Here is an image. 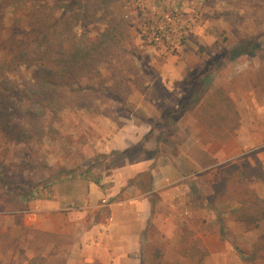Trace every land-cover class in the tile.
Masks as SVG:
<instances>
[{
    "label": "rangeland",
    "instance_id": "rangeland-1",
    "mask_svg": "<svg viewBox=\"0 0 264 264\" xmlns=\"http://www.w3.org/2000/svg\"><path fill=\"white\" fill-rule=\"evenodd\" d=\"M119 1L124 4L127 20L123 45L109 64L99 67L100 76L83 79L82 83L123 91L127 95V107L132 108L133 113H115L112 103L99 105L97 111L66 108L56 115L46 111L42 115V135L21 144L0 130V179L16 190L10 191L0 180V264L33 261L85 264L84 242L89 233L94 234L97 225L106 223L108 218L110 208L103 205L148 196L152 216L141 232L140 264H264V222L252 227L237 222L234 215L239 202L231 196L225 198L244 184L264 197V142L243 145L238 158L220 164L213 162L212 169L187 171L180 181L169 178L161 196L153 192L154 188L151 193L134 188L123 193L117 202H111L110 196L107 202L100 200L98 208L89 204L85 207L75 199L81 190L76 183H91L80 178L81 173L92 168L94 177L105 176L110 186L112 176L107 177L111 174L107 163L114 158H109L111 153L135 146L160 125V107L155 100L160 99L165 89L159 82H166V87L173 92H181L186 86L176 85V82L201 70L206 62L231 49L240 39L254 36L261 38L263 47L259 51L252 49L249 55L227 59L206 83L209 92L222 90L234 104L239 114L236 131L241 138H248V132L262 133L264 138L262 0ZM174 8L177 9L178 33L171 41L154 43L158 25L173 15ZM0 15H3L0 22L2 65L12 60L6 53L4 41L12 25L13 8L0 7ZM86 28L94 40L104 25L100 22ZM81 32L84 31L79 28V34ZM23 71L27 76L31 73ZM108 111L110 115L103 114ZM199 118L196 113H190L171 124L157 146V159L153 161L157 164L155 173L159 167L176 173V159L186 149L208 167L210 162L205 154L193 143L186 145L192 134L203 136L198 123L204 125V122ZM235 132L228 139L219 140L227 142ZM224 133L221 132L222 137ZM213 136L214 133L207 130L209 139L218 140ZM147 142L146 147L150 149L157 145L152 140ZM147 160L145 154L138 152L131 162L134 164L126 160L120 172L128 174L132 167L143 171L152 163ZM69 171H74L78 177L58 182ZM238 171L245 174L243 182ZM137 179L145 185L150 183L146 176ZM67 183L74 185L64 189V194L74 199L63 206L67 221L57 219L52 212L55 227L64 231L46 232L42 225L30 224V216L37 219L38 224L48 219V208L44 207L46 199L53 204L61 194L59 185ZM215 187L224 192L217 199L213 196ZM30 189L37 190L38 198L22 201L18 191ZM116 192L117 188L111 195ZM32 211L36 212L35 216L30 214ZM92 264L104 262L98 260Z\"/></svg>",
    "mask_w": 264,
    "mask_h": 264
},
{
    "label": "trees",
    "instance_id": "trees-1",
    "mask_svg": "<svg viewBox=\"0 0 264 264\" xmlns=\"http://www.w3.org/2000/svg\"><path fill=\"white\" fill-rule=\"evenodd\" d=\"M0 7L13 8L12 25L4 41L6 53L12 60L0 65V130L11 140L21 144L40 137L43 132L42 115L46 111L53 115L66 108L97 111L99 105L112 103L115 113H133V109L127 107V95L123 91L82 83L83 79L100 76L99 67L109 64L123 45L127 20L121 1L0 0ZM2 20L3 15H0V22ZM100 22L104 29L93 40L85 29ZM79 28L84 32L79 34ZM260 39L258 36L240 39L231 49L206 62L201 70H195L188 78L176 82V85L181 83L183 87L186 86L180 89L181 92H173L166 87V82H159L165 89L160 99L155 100L160 107L159 127L135 146L123 152L111 153L109 158H114L107 163V170L111 174L106 175L112 176L110 186L105 182V176L100 174L94 177L92 168L81 173L80 178L91 181L102 192L110 194L111 202H117L123 193L134 188L151 193L156 176L157 164L153 161L157 159L158 143L171 124L180 121L186 114L196 113L200 116V121L204 122L208 131L214 133L215 139H228L238 129L239 114L222 90L209 92L206 81L224 66L227 59L249 55L252 49L259 51L263 47ZM23 69L30 71V75L27 76ZM110 111L103 114L108 116ZM221 132H225L223 137ZM149 140L157 144L154 149L146 147ZM138 152L145 154L147 161L152 163L143 171L132 167L130 173H121L126 160L131 163ZM238 172L243 182L245 174ZM144 176L150 179L147 185L136 180ZM77 177L74 171H69L58 182ZM1 182L10 191H16L3 179ZM115 188L118 193L112 196ZM221 193H224L221 188L215 187L214 198L221 197ZM18 195L22 201L29 202L38 198L39 194L37 190L30 189L18 191ZM230 196L240 205L234 215L237 222L247 227L264 222V197L258 196L246 184L225 198ZM30 264L41 263L33 261Z\"/></svg>",
    "mask_w": 264,
    "mask_h": 264
},
{
    "label": "crops",
    "instance_id": "crops-1",
    "mask_svg": "<svg viewBox=\"0 0 264 264\" xmlns=\"http://www.w3.org/2000/svg\"><path fill=\"white\" fill-rule=\"evenodd\" d=\"M168 77V76H167ZM169 78V77H168ZM237 99L234 98V103ZM203 133L200 136L197 133L192 134L186 141L193 143L195 146L205 154L207 160L210 162L208 167L204 166L197 158H195L189 151H182L179 158L176 159L177 168L176 173L169 169H162L159 167L154 180V193L161 196V193L166 187V181L170 178L175 181H180L182 176L187 172L194 169L208 170L212 169L215 165L211 163L220 164L229 160H234L241 155L242 146L246 144H260L264 142L263 134L258 133L247 134L248 138H241L240 132H235L231 139L227 142L220 140H211L207 137V130L205 124H199ZM203 139V140H202ZM253 142V143H252ZM200 173V171H199ZM80 187V194L77 195L78 200L82 205L87 207L98 208L100 207L99 201L107 202L110 194H106L94 183H86L80 181L76 183ZM71 183L59 185L60 195H57L55 202L52 204L45 201L44 207L48 215V219H44L43 223H37V219L32 216L29 217L30 224L34 227L42 225L46 232L62 233L64 229H58L55 227V223L52 219V212H55V217L66 218L65 209L63 206L68 203H72L74 199L70 198L67 194H64V189L72 187ZM51 203V204H50ZM109 207L108 218L106 223L98 224L95 233H89L83 246V256L85 264H92L98 260L104 262V264H140L141 261V232L144 223H147L152 216V204L150 197H142L140 200L128 199V201L120 203H109L103 205ZM102 207V206H101ZM58 211V213H57ZM61 211V212H60ZM60 212V213H59ZM36 215V212H30V214ZM67 221V218L65 219Z\"/></svg>",
    "mask_w": 264,
    "mask_h": 264
},
{
    "label": "built area",
    "instance_id": "built-area-1",
    "mask_svg": "<svg viewBox=\"0 0 264 264\" xmlns=\"http://www.w3.org/2000/svg\"><path fill=\"white\" fill-rule=\"evenodd\" d=\"M173 15L168 16L167 18H165V21H163L162 23H160L156 29L154 38L155 40L154 43L162 41V42H168L172 40V36H175L178 33L177 30V9L174 8V10L172 11ZM177 32V33H176Z\"/></svg>",
    "mask_w": 264,
    "mask_h": 264
}]
</instances>
